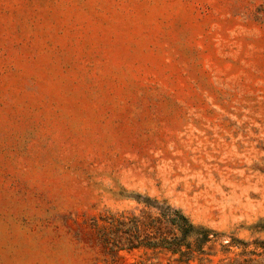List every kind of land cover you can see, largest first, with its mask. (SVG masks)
Wrapping results in <instances>:
<instances>
[{
  "label": "rangeland",
  "instance_id": "1",
  "mask_svg": "<svg viewBox=\"0 0 264 264\" xmlns=\"http://www.w3.org/2000/svg\"><path fill=\"white\" fill-rule=\"evenodd\" d=\"M0 264H264V0H0Z\"/></svg>",
  "mask_w": 264,
  "mask_h": 264
},
{
  "label": "trees",
  "instance_id": "2",
  "mask_svg": "<svg viewBox=\"0 0 264 264\" xmlns=\"http://www.w3.org/2000/svg\"><path fill=\"white\" fill-rule=\"evenodd\" d=\"M148 207L155 209L159 214L155 226L148 222L145 217L133 216L129 218L134 222V228L140 237L138 246L168 251L173 255H178V260L186 263L205 253L204 245L208 242V236L205 240L197 238L192 243L190 239L196 237L197 228L181 210L174 209L171 206H154L150 204ZM118 221L120 224L125 223L124 220ZM154 228L156 229L155 240L150 235L151 230Z\"/></svg>",
  "mask_w": 264,
  "mask_h": 264
}]
</instances>
